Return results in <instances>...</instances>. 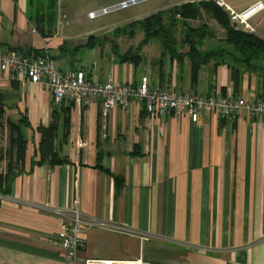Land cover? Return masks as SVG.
Instances as JSON below:
<instances>
[{
  "label": "crops",
  "instance_id": "obj_1",
  "mask_svg": "<svg viewBox=\"0 0 264 264\" xmlns=\"http://www.w3.org/2000/svg\"><path fill=\"white\" fill-rule=\"evenodd\" d=\"M50 9L0 0V50L53 59L58 69L84 71L93 82L138 86L146 78L152 88L264 99L263 78L245 74L235 90L227 66L204 67L193 86L187 59L160 66L142 50L135 67L121 64L113 47L85 48L88 39L70 48L95 30H62L51 24ZM131 48L118 45V52ZM55 107L48 85L0 72V176L8 177L0 187V264H68L62 228L71 224L73 209L129 229L88 231L77 264H264L262 119L228 121L210 113L194 123L185 112L153 119L138 101L104 117L99 101L86 109L74 103L68 131L60 123L55 141L64 162L38 164V129L52 123ZM11 125L20 126L26 142L22 155Z\"/></svg>",
  "mask_w": 264,
  "mask_h": 264
},
{
  "label": "built area",
  "instance_id": "obj_2",
  "mask_svg": "<svg viewBox=\"0 0 264 264\" xmlns=\"http://www.w3.org/2000/svg\"><path fill=\"white\" fill-rule=\"evenodd\" d=\"M62 1V0H59ZM225 9L234 24L243 31L260 35L249 23L251 18L264 12L261 2L237 13L229 8L224 0H214ZM137 1L133 0L131 4ZM126 7V6H124ZM107 10H103L106 13ZM95 16L91 14V17ZM180 18V16H178ZM264 38V36H262ZM0 72L12 75L17 79L26 80L35 85H48L57 104L72 101L80 108H87L101 102L102 115L116 107L126 108L130 103L138 101L146 107L148 115L153 119H164L170 115L185 112L190 120L199 123L202 115L214 113L219 118L236 121L240 118L262 119L264 121V99L262 101L237 98L228 94L224 97H206L194 93L193 90L179 91L152 88L144 78L141 85L123 83L116 85L112 78L105 82L89 80L84 71H63L56 67L53 59L42 57L30 59L25 52L6 47L0 50ZM1 200V197H0ZM58 215H64L57 211ZM70 225H63V247L66 249L65 260L68 264H77V251L85 247L86 234L91 229H106L125 233L126 226H114L87 219L79 211L73 209ZM108 264H153L143 259L126 262H109Z\"/></svg>",
  "mask_w": 264,
  "mask_h": 264
},
{
  "label": "trees",
  "instance_id": "obj_3",
  "mask_svg": "<svg viewBox=\"0 0 264 264\" xmlns=\"http://www.w3.org/2000/svg\"><path fill=\"white\" fill-rule=\"evenodd\" d=\"M47 8H51V4L45 5L43 9ZM202 11L210 14L224 30V38L217 37L215 32L205 23L196 27L188 23L190 20L202 18ZM138 32L144 33L145 38L139 42L137 47L129 49L125 54L118 52V43H113L114 53L121 64L129 63L135 67L139 66L143 62L142 50L144 45L157 41L160 42L162 50L158 58L159 65L164 66L167 61L179 63L187 59L191 66L190 77L193 86L198 82L201 70L207 66L215 68L227 66L231 71L235 90L240 88L242 77L245 74H255L264 79V38L256 33L243 31L238 24L232 22L229 13L218 6L215 1L190 2L173 7L168 11L154 14L143 21L131 23L128 28L118 29L115 31V35L124 34L135 38ZM101 42V38L91 36L84 47L92 49ZM207 44L208 48H205ZM82 46H79L78 49ZM71 104L73 106L74 102L56 103L55 109L57 111L52 113V123L48 127H39L38 131L42 138L40 143L41 160L38 164L47 160L53 165L64 162L56 151L55 141L58 137L60 123L66 129L69 125L70 107L68 106ZM1 107L3 108V105ZM59 110L65 111L64 117L58 114ZM16 127L19 128L20 126L11 125L10 131L12 134H17L18 154L22 155V149H24L26 142ZM9 168V174H12V167L9 166ZM7 179V176H0V187H3ZM116 180L119 181L118 178Z\"/></svg>",
  "mask_w": 264,
  "mask_h": 264
},
{
  "label": "rangeland",
  "instance_id": "obj_4",
  "mask_svg": "<svg viewBox=\"0 0 264 264\" xmlns=\"http://www.w3.org/2000/svg\"><path fill=\"white\" fill-rule=\"evenodd\" d=\"M31 6L37 11L43 10V6L51 4L50 15L51 24L59 25L62 30L67 29L68 32L86 33L95 30L93 35H87L77 43H69L68 47L73 48L90 36L101 38V45L112 48L113 43H118L120 50H128L129 46L137 47L140 41H143L145 34L138 32V36L131 38L128 35H115V31L129 27L131 23L143 21L144 19L157 14L159 12L168 11L169 9L181 6L190 2H201L208 0H135V4L122 7L124 3L133 0H29ZM32 1V3H31ZM238 14L246 8L257 2L264 4V0H224ZM117 7V8H116ZM113 9L105 14H98L103 10ZM44 11V10H43ZM41 13V11L39 12ZM47 13V12H46ZM90 13L95 16L90 17ZM202 18L188 21L192 26L207 24L216 34L217 37H224V30L217 24L210 14L202 11ZM248 23L264 36V12L255 16ZM61 24V26H60ZM97 30V31H96ZM131 38V39H129ZM68 40V39H67ZM106 43V44H105ZM160 43V42H159ZM157 41L144 45L143 53L148 61L151 59L156 61L162 52L160 44ZM208 48V44L205 46ZM187 50V48H185ZM86 54L83 55L85 59ZM109 62V60H106ZM149 66V65H148ZM141 70V68H140ZM108 264V263H105Z\"/></svg>",
  "mask_w": 264,
  "mask_h": 264
},
{
  "label": "water",
  "instance_id": "obj_5",
  "mask_svg": "<svg viewBox=\"0 0 264 264\" xmlns=\"http://www.w3.org/2000/svg\"><path fill=\"white\" fill-rule=\"evenodd\" d=\"M137 1H138V0H137ZM129 5H131V1L128 2V3H124V4L122 5V7H124V6H129ZM110 11H113V9H107L106 13H108V12H110ZM98 14H104V12L102 11V12H100V13H98ZM180 91H182V90H180Z\"/></svg>",
  "mask_w": 264,
  "mask_h": 264
},
{
  "label": "clouds",
  "instance_id": "obj_6",
  "mask_svg": "<svg viewBox=\"0 0 264 264\" xmlns=\"http://www.w3.org/2000/svg\"><path fill=\"white\" fill-rule=\"evenodd\" d=\"M105 14V13H104ZM95 15V14H94Z\"/></svg>",
  "mask_w": 264,
  "mask_h": 264
}]
</instances>
